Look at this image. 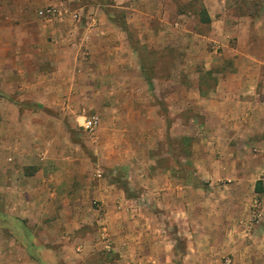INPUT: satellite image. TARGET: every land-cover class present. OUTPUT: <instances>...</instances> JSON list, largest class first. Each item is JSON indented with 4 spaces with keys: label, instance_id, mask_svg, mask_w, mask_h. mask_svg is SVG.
I'll use <instances>...</instances> for the list:
<instances>
[{
    "label": "rangeland",
    "instance_id": "374dc122",
    "mask_svg": "<svg viewBox=\"0 0 264 264\" xmlns=\"http://www.w3.org/2000/svg\"><path fill=\"white\" fill-rule=\"evenodd\" d=\"M212 13L203 0H0V41L19 24L54 28L45 37L60 47L73 29L88 31L91 48L82 58L61 51L63 66L77 72L60 78L64 92L53 100L64 107L90 183L118 200L140 202L126 210L129 247L137 250L118 251L101 200L90 196L98 212L89 232H100L103 243L88 252L90 264L140 263V230L148 241L152 232L165 234L169 264H239L249 251L255 264H264V63L258 60L264 0H214ZM249 20L257 29L253 47L238 33ZM229 73L256 82L249 108L236 100L224 108L205 103ZM225 80L233 91L236 85ZM92 115L100 124L88 131L83 123ZM154 185L160 194L149 192ZM117 218L111 215L113 223ZM0 251H14L17 262L29 254L41 264H65L1 210ZM6 259L0 256V264Z\"/></svg>",
    "mask_w": 264,
    "mask_h": 264
},
{
    "label": "crops",
    "instance_id": "0c3cea01",
    "mask_svg": "<svg viewBox=\"0 0 264 264\" xmlns=\"http://www.w3.org/2000/svg\"><path fill=\"white\" fill-rule=\"evenodd\" d=\"M203 2L213 16L214 0ZM46 27L11 26V33L5 34L0 41V210L5 218L23 221L36 239L41 240V248L55 249L65 264H90L88 252L103 244L100 232L93 237L89 232L98 212L90 200L94 193L101 200L98 207L110 218L115 249L136 251L137 248L129 247L131 220L126 210L131 205L140 206V202L118 200L111 190L90 183L91 176L87 178L78 165L79 153L76 154L75 142L67 132L69 122L61 113L64 107L53 100L64 92L57 84L60 78L73 79L77 72L75 68L63 66L65 58L61 51L78 53L82 58L85 49L91 48L88 31L79 32L78 40L73 29L72 38L60 47L58 40L55 43L47 40V33L54 34L56 30ZM31 30L35 37H31ZM255 32L257 29L251 20L238 25L239 38L247 41L249 46L256 42ZM245 33L247 37H244ZM259 41L262 50L258 60L264 63V38L259 36ZM225 79L236 85L233 91L225 86ZM247 80L242 75L227 74L212 93L213 97L205 103L224 108L230 100H236L244 110L249 108L251 100L248 96L255 94L256 82ZM65 144L67 148L64 146V149ZM69 146H73L71 150H68ZM97 175L100 176V172ZM159 190L162 188L154 185L149 192L160 194ZM154 205L158 204L154 202ZM113 213L118 216L114 223L111 220ZM141 232L143 230L139 232L142 247L139 251H144L143 258L134 264L171 263L173 252L165 234L152 232L153 241H148ZM146 251L151 252L146 255ZM152 251H161L163 256H155ZM199 253L195 251L197 259ZM0 256L7 257L8 264H41L29 254L23 262H17L14 251H0ZM255 258L249 251L247 255L243 254L239 264H255ZM120 264L124 263L121 261Z\"/></svg>",
    "mask_w": 264,
    "mask_h": 264
},
{
    "label": "built area",
    "instance_id": "2783aa9c",
    "mask_svg": "<svg viewBox=\"0 0 264 264\" xmlns=\"http://www.w3.org/2000/svg\"><path fill=\"white\" fill-rule=\"evenodd\" d=\"M52 9H48V13L52 14ZM75 17L77 15H74ZM100 124V118L98 115H92L89 116L85 119L83 126L86 130L88 131H93L94 129H96ZM101 236L103 240H107V233H106V228H103V230L101 231ZM227 264H230V260L227 261Z\"/></svg>",
    "mask_w": 264,
    "mask_h": 264
},
{
    "label": "trees",
    "instance_id": "16d2710c",
    "mask_svg": "<svg viewBox=\"0 0 264 264\" xmlns=\"http://www.w3.org/2000/svg\"><path fill=\"white\" fill-rule=\"evenodd\" d=\"M256 191L258 192V188H256Z\"/></svg>",
    "mask_w": 264,
    "mask_h": 264
}]
</instances>
